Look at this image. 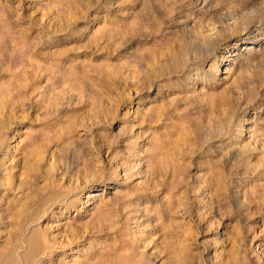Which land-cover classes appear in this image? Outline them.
<instances>
[{"label": "rangeland", "instance_id": "obj_1", "mask_svg": "<svg viewBox=\"0 0 264 264\" xmlns=\"http://www.w3.org/2000/svg\"><path fill=\"white\" fill-rule=\"evenodd\" d=\"M26 263L264 264V0H0V264Z\"/></svg>", "mask_w": 264, "mask_h": 264}, {"label": "bare ground", "instance_id": "obj_2", "mask_svg": "<svg viewBox=\"0 0 264 264\" xmlns=\"http://www.w3.org/2000/svg\"><path fill=\"white\" fill-rule=\"evenodd\" d=\"M251 47V46H250ZM38 239H37V235L36 233H33L32 237L29 239V245H30V249L29 251L27 250V253L25 255H22L20 257V261H24L27 260L29 258V256L32 254V249L35 248L36 243H37ZM17 254V253H16ZM8 257V256H7ZM8 260V259H7ZM7 263V262H6ZM27 264V263H26Z\"/></svg>", "mask_w": 264, "mask_h": 264}]
</instances>
